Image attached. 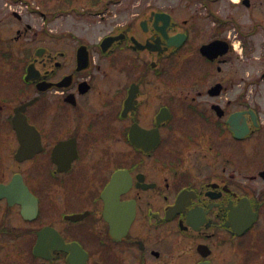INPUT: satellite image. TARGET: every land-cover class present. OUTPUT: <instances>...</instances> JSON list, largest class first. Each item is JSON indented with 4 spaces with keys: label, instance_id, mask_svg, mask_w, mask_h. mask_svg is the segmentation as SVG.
Returning a JSON list of instances; mask_svg holds the SVG:
<instances>
[{
    "label": "flooded vegetation",
    "instance_id": "obj_1",
    "mask_svg": "<svg viewBox=\"0 0 264 264\" xmlns=\"http://www.w3.org/2000/svg\"><path fill=\"white\" fill-rule=\"evenodd\" d=\"M9 1L0 264H264V0Z\"/></svg>",
    "mask_w": 264,
    "mask_h": 264
},
{
    "label": "rangeland",
    "instance_id": "obj_2",
    "mask_svg": "<svg viewBox=\"0 0 264 264\" xmlns=\"http://www.w3.org/2000/svg\"><path fill=\"white\" fill-rule=\"evenodd\" d=\"M19 0H11L9 1V5L13 4V8H18ZM29 2L31 7H39L40 9H46L50 11H57L62 8H67L68 5L65 2V0H26ZM91 0H74L73 5H71L70 8L74 7L78 10V12H71L68 14H64L63 17H59L56 21H53L52 23L44 24V21L42 18H37V21L34 20V24L36 25L37 29L39 30H46L49 33H51L50 29H57L59 26L63 27H76L77 29L84 30L85 34H91V35H98L103 34L106 32V23L102 20L101 16L97 13V11H90L86 12L84 9L87 8L89 2ZM0 3H6V0H0ZM21 5V4H19ZM2 5H0V8ZM21 9V8H19ZM253 68H250L248 73H251V75L257 76L258 73L264 72V64H262L260 61H256L252 65ZM246 72V71H244ZM264 101V97L261 98V102ZM264 105V104H263ZM255 153L258 156L264 155V147L258 146V148L255 149Z\"/></svg>",
    "mask_w": 264,
    "mask_h": 264
},
{
    "label": "trees",
    "instance_id": "obj_3",
    "mask_svg": "<svg viewBox=\"0 0 264 264\" xmlns=\"http://www.w3.org/2000/svg\"><path fill=\"white\" fill-rule=\"evenodd\" d=\"M74 0H68L67 3H69L70 5H73Z\"/></svg>",
    "mask_w": 264,
    "mask_h": 264
},
{
    "label": "water",
    "instance_id": "obj_4",
    "mask_svg": "<svg viewBox=\"0 0 264 264\" xmlns=\"http://www.w3.org/2000/svg\"><path fill=\"white\" fill-rule=\"evenodd\" d=\"M257 121V120H256Z\"/></svg>",
    "mask_w": 264,
    "mask_h": 264
}]
</instances>
